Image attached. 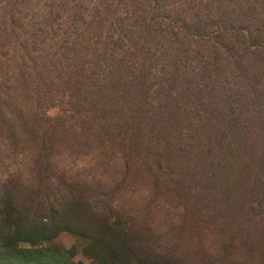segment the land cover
<instances>
[{"label": "trees", "instance_id": "1", "mask_svg": "<svg viewBox=\"0 0 264 264\" xmlns=\"http://www.w3.org/2000/svg\"><path fill=\"white\" fill-rule=\"evenodd\" d=\"M26 1L0 0L1 243L264 264V0H94L39 33Z\"/></svg>", "mask_w": 264, "mask_h": 264}, {"label": "rangeland", "instance_id": "2", "mask_svg": "<svg viewBox=\"0 0 264 264\" xmlns=\"http://www.w3.org/2000/svg\"><path fill=\"white\" fill-rule=\"evenodd\" d=\"M94 0H28L26 9V25L34 32L37 31L43 15L50 10H56L62 21L80 22L79 15L88 17ZM124 12L113 11L115 19ZM38 33L40 31H37ZM44 44L40 42V46ZM24 236H17L11 241H0V264H101L87 252L90 240L87 236L72 231H61L57 235L39 240L27 241L30 234L20 232Z\"/></svg>", "mask_w": 264, "mask_h": 264}]
</instances>
